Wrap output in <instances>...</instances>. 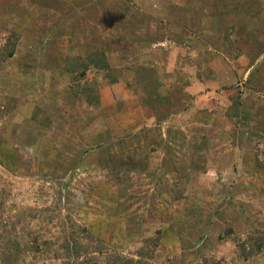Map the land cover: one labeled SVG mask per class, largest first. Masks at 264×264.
<instances>
[{
  "label": "rangeland",
  "instance_id": "obj_1",
  "mask_svg": "<svg viewBox=\"0 0 264 264\" xmlns=\"http://www.w3.org/2000/svg\"><path fill=\"white\" fill-rule=\"evenodd\" d=\"M0 264H264V0H0Z\"/></svg>",
  "mask_w": 264,
  "mask_h": 264
}]
</instances>
